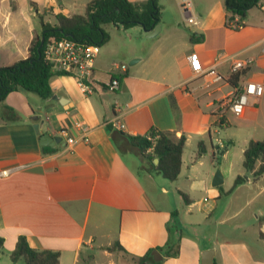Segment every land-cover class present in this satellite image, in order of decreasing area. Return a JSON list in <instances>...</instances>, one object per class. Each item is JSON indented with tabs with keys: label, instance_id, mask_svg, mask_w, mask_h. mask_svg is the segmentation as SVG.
<instances>
[{
	"label": "crops",
	"instance_id": "crops-1",
	"mask_svg": "<svg viewBox=\"0 0 264 264\" xmlns=\"http://www.w3.org/2000/svg\"><path fill=\"white\" fill-rule=\"evenodd\" d=\"M91 1L0 0V68L28 56L40 16L55 24L58 14L83 15ZM225 3L196 0L191 13L198 24L189 25L182 0H158L154 37L141 25H105L109 40L95 60L91 94L73 77L55 74L47 99L23 90L6 97L0 106V172L11 173L0 176V264H24L11 259L20 237L33 249L59 253V264H203L207 251L215 264H264V173L255 178L243 166L249 142L264 139V95L242 115L225 110L220 117L215 106L235 89L230 64L217 67L222 82L190 68L193 52L205 68L220 52L252 57L255 63L240 81L264 84V12L257 7L253 15L250 9L244 27L232 30ZM169 7L173 17L165 22L161 15ZM124 62H130L126 71H111L113 63ZM113 76L120 80L114 92L105 85ZM5 106L18 121L3 118ZM115 117L123 131L107 125ZM151 129L186 137L175 181L158 173L125 137ZM44 134L61 142L42 145ZM200 143L204 152L197 158ZM218 156L224 183L213 187ZM238 176L245 182L234 187Z\"/></svg>",
	"mask_w": 264,
	"mask_h": 264
},
{
	"label": "trees",
	"instance_id": "trees-1",
	"mask_svg": "<svg viewBox=\"0 0 264 264\" xmlns=\"http://www.w3.org/2000/svg\"><path fill=\"white\" fill-rule=\"evenodd\" d=\"M259 0H226V25L236 17L245 21L250 9L258 5ZM160 8L158 0H147L142 4H133L129 0H93L86 6L83 15L66 17L62 14L55 16V24L45 21L40 16V30L28 49V56L13 65L0 68V106L6 97L16 91L32 92L43 99L52 96L51 78L58 73L53 71L52 64L45 55L48 43L62 38L86 43L104 45L109 35L104 26L113 24L116 27L129 29L141 25L145 29H154L159 24ZM192 37L194 34L191 35ZM43 39V43H42ZM64 75V74H63ZM242 73L230 77L233 87H238ZM3 118L7 121H18L17 112L5 106ZM138 155L152 162L154 169L165 179L175 181L181 171L182 154L186 137L177 138L170 132L151 129L145 135L125 136ZM204 152L202 143L198 145L197 158ZM158 163L154 164V160ZM259 163L258 168H256ZM243 166L247 172H253L255 178L264 173V139L250 141L244 151ZM245 182V177L238 176L234 187ZM185 203H190L188 196L181 194ZM4 240L0 238V249ZM112 249V248H111ZM150 255L140 258L146 261ZM14 263L23 261L24 264H59L60 255L52 251L33 249L25 237H20L15 250L11 254ZM153 264H155L153 262Z\"/></svg>",
	"mask_w": 264,
	"mask_h": 264
},
{
	"label": "built area",
	"instance_id": "built-area-1",
	"mask_svg": "<svg viewBox=\"0 0 264 264\" xmlns=\"http://www.w3.org/2000/svg\"><path fill=\"white\" fill-rule=\"evenodd\" d=\"M182 9L187 14L186 21L188 24L197 25L198 22L191 13V0H182ZM258 7L264 12V0H259ZM244 27V23L238 17L229 23V28L232 30H240ZM101 46L97 44H86L72 40L70 38H62L54 40L47 44L45 55L52 64L53 71L58 74H64L73 77L79 87L85 94L93 92L92 78L94 73V64L97 56L100 53ZM260 52L264 56V39L261 43ZM190 68L196 75H200L205 80L209 76L211 82H222L224 77L217 71V67L226 63L230 64L231 75L242 73L246 74L248 70L255 63L254 58H238L236 55H229L226 52H220L213 64L209 68H205L200 60L198 53L193 52L190 57ZM122 70L126 71L125 64L113 63L111 71ZM106 87L110 91H117L120 87V80L118 77H111L107 82ZM264 95V84L256 81L243 79L239 82L238 87L234 92L224 99L220 100L215 106L214 112L218 116H222L225 110H229L236 116L244 113L247 107L254 105ZM115 110L120 111L118 103L115 104ZM111 128L123 131L125 126L118 120L117 117L107 123ZM77 127L84 129L83 123L79 122ZM73 139H69V143H73ZM219 146L222 142L218 141ZM11 170H4L0 172V176H8Z\"/></svg>",
	"mask_w": 264,
	"mask_h": 264
},
{
	"label": "water",
	"instance_id": "water-1",
	"mask_svg": "<svg viewBox=\"0 0 264 264\" xmlns=\"http://www.w3.org/2000/svg\"><path fill=\"white\" fill-rule=\"evenodd\" d=\"M143 29L146 32L147 37H154L155 34L159 31L160 26L157 25L153 30H151V29L148 30V29H145L144 27H143ZM42 43H43V39H42ZM133 63H135V62H131V64H133ZM34 119L36 120L37 118L34 117ZM34 128H35L36 132L38 133L39 132V124H35ZM60 142H61L60 138L50 137L47 134H44L41 136V144L42 145H49V144L55 145V144L60 143ZM155 163L156 164L158 163V159H155ZM223 183H224V177H223L222 171L219 168H217L211 185L213 187H219ZM157 254H158L157 251L154 252V254H153L155 261L159 260L156 257ZM202 256H203V264H215L213 262V252L212 251L204 252Z\"/></svg>",
	"mask_w": 264,
	"mask_h": 264
},
{
	"label": "rangeland",
	"instance_id": "rangeland-1",
	"mask_svg": "<svg viewBox=\"0 0 264 264\" xmlns=\"http://www.w3.org/2000/svg\"><path fill=\"white\" fill-rule=\"evenodd\" d=\"M191 3H192V5L193 4H195L196 3V0H191ZM258 7V5L256 6V7H254L253 8V10H252V14L253 15H257V14H259V9L257 8ZM168 9V11H166V12H164L163 13V15H161V19L163 20V21H165V22H169V21H171V19H172V17H173V13H172V8H167ZM171 10V11H170ZM160 19V18H159ZM189 25H191V24H189ZM110 28H112L111 26H110ZM130 62H124V64L127 66V67H130V64H129ZM220 137H224V129H221V131H220ZM221 156H218L216 159H215V162H214V164H215V167L213 168V175L215 174V172H216V170H217V168H219L220 170L222 169V166L220 165V163H221ZM212 168V167H211ZM205 169H206V167L205 168H201V169H199V172H198V175H199V177H202L204 174H205ZM4 261H5V259H3Z\"/></svg>",
	"mask_w": 264,
	"mask_h": 264
}]
</instances>
